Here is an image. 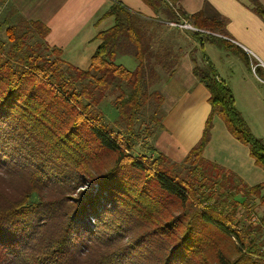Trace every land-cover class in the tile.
Here are the masks:
<instances>
[{"label": "trees", "instance_id": "16d2710c", "mask_svg": "<svg viewBox=\"0 0 264 264\" xmlns=\"http://www.w3.org/2000/svg\"><path fill=\"white\" fill-rule=\"evenodd\" d=\"M143 1L170 21H186L225 35L224 19H209L202 13L189 16L182 11L181 0ZM253 2L264 19V10ZM7 3L0 0V14ZM7 9L4 17L0 15V31L6 27L11 44L6 54L5 42H0V171L18 172L26 185L18 199L0 202V264H139L153 254L158 258L155 264H182L184 259L191 264L201 253L200 223L234 242L237 259L218 250L219 264H264V242L256 244L254 237L247 244L242 235L245 225L240 229L236 221L239 207L246 206L247 215L255 209L249 199L259 197L264 184L246 189L203 158L214 117L249 147L263 170L264 141L251 133L231 89L209 61L200 66L192 54L193 73L210 92L212 107L202 140L182 164L174 163L153 148L157 130L145 128L146 138L151 139L146 144L150 155L137 158L136 145L143 136L136 125L152 99L150 89L158 81L156 65L172 74L180 58V49L151 48L155 36L148 34L149 27L163 24L151 20L145 25L139 14L114 1L105 16L114 17L115 23L97 35L99 47L90 66L82 70L66 62L59 48L48 45L50 30L45 24L26 21L15 16L17 10ZM192 33L201 43L221 40L228 49L234 47L223 39ZM235 51L249 63L241 50ZM121 52L134 56L135 70L116 63ZM256 72L264 79L261 68ZM104 104L117 112V119L109 122ZM10 144L28 156L29 165L19 164V155L13 160L9 153H1L14 150ZM87 177L98 185L95 199L84 191L72 197L69 193L81 188ZM218 187L223 193L217 196ZM198 194L206 206L190 210L197 208L191 200ZM240 194L245 196L242 202L237 199ZM165 197L180 204V216L164 214ZM214 198L218 202L211 204ZM88 201L92 204L87 210ZM88 215L96 219L93 225L87 223ZM133 217L143 230L136 237L131 236L133 231L125 232ZM205 243L201 239L203 247Z\"/></svg>", "mask_w": 264, "mask_h": 264}, {"label": "crops", "instance_id": "0c3cea01", "mask_svg": "<svg viewBox=\"0 0 264 264\" xmlns=\"http://www.w3.org/2000/svg\"><path fill=\"white\" fill-rule=\"evenodd\" d=\"M114 1L145 21H160L163 25L157 26L156 40H169V47L176 51L181 46L174 45L181 41L184 42L182 48L185 45L187 48L183 55L180 54L174 72L164 83L160 82L163 92L167 89L174 100L168 102L162 127L152 141L157 153L174 163H182L204 136L212 110L210 92L193 73L192 54L200 66L207 61L212 64L218 78L231 89L236 108L251 133L264 141V79L252 71L246 51L255 54L264 64V19L256 12L253 0L180 1L182 11L189 16L202 13L209 19H224V36L239 43V46L231 43L234 46L231 49L221 40L201 43L191 31L177 32L179 35L175 37L166 24L170 20L162 14L157 15L143 0H8L6 7L17 10L15 16L26 21L45 24L50 30L46 37L48 45L59 48L66 62L87 69L99 47L97 35L115 23L114 17L105 16ZM255 1L264 10V0ZM237 49L244 53L249 63L235 51ZM260 68L264 73V67ZM203 158L243 186L252 188L264 184V170L256 165L249 147L232 136L219 117L213 119Z\"/></svg>", "mask_w": 264, "mask_h": 264}, {"label": "rangeland", "instance_id": "374dc122", "mask_svg": "<svg viewBox=\"0 0 264 264\" xmlns=\"http://www.w3.org/2000/svg\"><path fill=\"white\" fill-rule=\"evenodd\" d=\"M7 11H8V9L5 6V8L2 9L0 15L2 17H4L5 14H7ZM143 23L146 25V21H143ZM151 24H152V26H150L149 27L150 29L148 30L149 35L157 32V26L158 25L157 24L153 25V23H151ZM136 25H138V24L136 23ZM145 25H143V26H145ZM167 26H168V29L171 30V33L173 32L172 34L175 37L178 36L179 34H181L180 31H183L181 29L179 30V29L171 27L169 25H167ZM177 32H180V33L178 34ZM176 34H178V35H176ZM7 38H8V36L6 34V27H4V28H2V31H0V42H5V53L6 54L11 49V44L9 43ZM27 42L30 45H33L32 41L31 42L27 41ZM176 42H178V41H176ZM183 43L184 42L181 41L179 43V45L177 43L174 45V46H176V48H177V46L178 47L181 46L180 49H183V52L180 53L181 55H183L184 51L185 52L187 51V48L185 47L186 45L184 46V48H182V46L184 45ZM170 44H171L170 41L167 39L165 41H163L162 39L156 40L154 37L151 48L155 49V51H157L159 48H162L161 50L163 52L165 49L169 48ZM29 47L35 49L34 46H29ZM42 49H43V47H42ZM42 49H38V50L43 51ZM24 50H25V48H24ZM152 61L154 62V60H152ZM116 63H118L120 65H124L127 69H129L131 71L135 70L137 67V62H136L134 56L132 54L127 53V52H125V53L121 52V54H119L116 58ZM175 68H176V66H175ZM82 70H85V69H82ZM156 70H157V75H158L157 83H160V82L164 83V81L167 80V77L169 75H171V73L164 71L162 69V67L159 65H156ZM157 83H155L152 86V88L150 89V93H152V99L144 107V109L140 115L138 125H136V131L139 130L138 132H140L141 135L143 136L142 139L140 140L139 144L136 145V149H137L136 152H138V153H136L135 156L137 158L141 157L140 156L141 154L142 155L143 154L150 155L149 151H147V149H146V147H147L146 144L151 139L146 138V134L144 133L145 128H146V130H149L148 128H150L151 131L157 130V132H158L160 130V122L162 124V119L164 117L163 115L165 113L166 106L168 105V102L170 103V101L174 100V97L172 95L168 94V90L166 89V91L163 92L162 84L160 83L157 85ZM103 111H104L106 118L109 120V122L117 119V117H118L117 112L114 111L110 105L104 104ZM14 140H16V139H14ZM7 141L9 142V140H7ZM11 141H13V140H11ZM10 147H11V149H14V150H10L9 152L7 150L6 151L1 150L2 151L1 153L2 154H3V152L9 153L8 154L9 157L13 158V160H17L18 159L17 156L19 155L22 157L21 162H19V164H21V165H24V164L29 165L30 164V161L27 158L28 156L26 157V155L23 151H16L18 149L15 146H12L11 144H10ZM142 148H144V149H142ZM31 151L34 154L37 153L36 151H34V149H31ZM5 158H8V156L6 155ZM179 164H182V163H179ZM186 168H188V167L186 166ZM74 175L77 176L76 174H74ZM75 176H70V177H75ZM79 178L80 177H78L76 180L80 181L81 179H79ZM87 178L88 179H84V182L83 181L81 182V185H82L81 188H79L78 190L74 189L73 193H69L72 197L79 196V194H81L82 191H84V192H87L89 194L91 193L92 197H93L92 199H95V197H96L95 195L97 194L96 191H97L98 185L96 183H91V182H93L91 178H89V177H87ZM4 180H8V182L2 183L1 181H4ZM25 185H26V180L24 178L20 177V174L18 172H15V173L12 172L11 175H8L6 172L0 171V202H4L7 199H11V200L18 199L22 195V193L24 192ZM245 188H250V187L245 186ZM57 190L59 192V189H57ZM60 190H61V193L63 196H67L66 189L61 187ZM201 190H203V189H201ZM2 192H5V194L3 196L1 195ZM209 192H210V190L207 191V193H209ZM214 192H216L217 196H218L219 194L223 193V190H222V188L218 187V188H216V191H214ZM259 192H260L259 197L253 198V196H252L249 199V202L251 204L254 203V207H255V209L252 212H250V211H251V209H253V207L249 209V212L251 213V214H249L250 216L247 215L248 210L246 209V206H241L238 208V215H237L236 221L239 223L240 229H242V227H244L242 225H245L244 230H247V231L243 232L242 235H243V238H245V242L247 244H249L250 241L254 237L257 240L256 244H260L259 243L260 241L264 242V190H260ZM15 196L17 198H14ZM71 196H69V198H72ZM155 196H157V195H155ZM261 197H263V198H261ZM237 199H238V201L242 202L245 199V196L242 197V194H240V195H238ZM254 199H255V201H254ZM216 200H217V198H214L211 201V204H214V202ZM162 201L164 203L163 208L166 209V210H164L165 215L169 214L173 217H178L183 213V210H182V207L180 206V204L178 202L174 201V199L172 197H165ZM246 201H248V199H246ZM191 202L197 208H192L190 210H197V209L203 210L202 208H204V206H206V204H203V205L201 204V198H199V194L197 197H192ZM217 202H218V200H217ZM91 204H92V202H90V201L86 202L87 210L90 208ZM103 204L106 205V203H102L101 206ZM252 214H255L256 218H258L257 223H253L251 221V215ZM89 216L90 215H88L87 216L88 219H86L87 223L89 225H93L95 223L96 219H93V217H91V216L89 217ZM132 220L130 221L129 226H126L125 232L129 233V232L133 231V232H131V236L134 235V237H136V236H138V234H141L143 232V230H141V226H140L141 223L137 225V223H139V222H136L135 217H133ZM184 222L185 221H182V224H184ZM200 224L201 225L198 227L197 232H200L198 244H199V251H201V253L197 258L194 259V257H193V259L190 260V261H192L191 264H219L217 261L218 250H221L222 252H224L227 255V257L230 259H233V260L237 259V256H238L237 250L235 249L234 242L232 239L229 240V238L222 236V235H219L215 231L214 232L210 231V229H208L209 227H207L206 225H204L202 223H200ZM137 226H139V229L136 228ZM177 227H178L177 228L178 230L183 229V226H177ZM259 229H261L260 232H258ZM250 230H253V231L250 233ZM239 231H241V230H239ZM181 233L182 232H180V234ZM201 239L203 240V242L206 241L205 247H203V245L201 244ZM151 255H152L151 253L148 254L147 259ZM157 259H158L157 257L154 258V254H153L150 257V260L137 261V263H139V264H155L157 262ZM188 261H186V259H184V263H182V264H186V262H188Z\"/></svg>", "mask_w": 264, "mask_h": 264}, {"label": "built area", "instance_id": "2783aa9c", "mask_svg": "<svg viewBox=\"0 0 264 264\" xmlns=\"http://www.w3.org/2000/svg\"><path fill=\"white\" fill-rule=\"evenodd\" d=\"M167 25L171 26V27H174V28H177V29H181L183 31H191V32H199V33H202V34H205V35H208V36H211V37H215V38H219V39H223L227 42H230L232 44H235V45H238L239 46V43L236 42L235 40L227 37V36H224V35H221L219 33H215V32H212V31H208V30H202V29H198V28H195L194 26H192L191 24L187 23V22H174V21H167L166 22ZM248 52V55L251 59L250 61V65H251V69L252 71L256 74V70L257 68L259 67H264V64H262L260 62V60L258 59V57L253 54L252 52H250L249 50H246ZM264 82V80H262ZM251 221L253 223H257L258 222V218H256L255 214H252L251 215Z\"/></svg>", "mask_w": 264, "mask_h": 264}]
</instances>
